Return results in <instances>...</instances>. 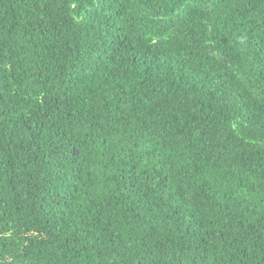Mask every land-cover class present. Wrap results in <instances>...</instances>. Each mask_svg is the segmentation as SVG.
<instances>
[{"label": "trees", "instance_id": "trees-1", "mask_svg": "<svg viewBox=\"0 0 264 264\" xmlns=\"http://www.w3.org/2000/svg\"><path fill=\"white\" fill-rule=\"evenodd\" d=\"M0 264H264V0H0Z\"/></svg>", "mask_w": 264, "mask_h": 264}]
</instances>
